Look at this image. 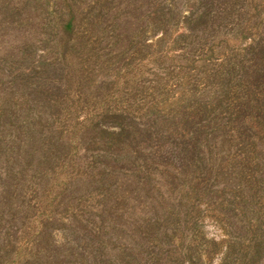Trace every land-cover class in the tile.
Masks as SVG:
<instances>
[{
  "label": "rangeland",
  "instance_id": "374dc122",
  "mask_svg": "<svg viewBox=\"0 0 264 264\" xmlns=\"http://www.w3.org/2000/svg\"><path fill=\"white\" fill-rule=\"evenodd\" d=\"M65 1L0 18V264H264V0Z\"/></svg>",
  "mask_w": 264,
  "mask_h": 264
},
{
  "label": "trees",
  "instance_id": "16d2710c",
  "mask_svg": "<svg viewBox=\"0 0 264 264\" xmlns=\"http://www.w3.org/2000/svg\"><path fill=\"white\" fill-rule=\"evenodd\" d=\"M61 1H63V0H61ZM66 1H67V3H71L70 0L69 1L66 0ZM205 2H207V0H199V4H200L199 6H201V4H202L203 7H205V5H206ZM211 3H212V0L210 1V4ZM37 8H41L42 11L45 12V5L42 4V0H17V1L16 0H0V18L2 19L1 23L2 24L5 23L4 25L1 26V28H3V26L7 27V26H11L13 24L19 25V24H24V23L30 22V20H32L31 16L34 15V13L37 11L36 10ZM199 12H201V13L198 16V20H200L203 17L208 15V11H206L205 9L203 11H199ZM65 14H67V19H66V17H64ZM46 15H49L48 12H46ZM59 16H60L59 21L61 20V22L59 23L57 31H59V33L64 35L66 38L63 41H61V40L59 41V42H61V44L58 45L57 49H58V51L62 50V55L65 56L66 52H71V50H72V45H71L72 39L71 38H72V36L75 32V29H76V24H75L76 23L75 22L76 16H75L74 11L71 10L69 7L66 9L65 12L61 11L59 13ZM42 26H44V25H42ZM42 26L40 29V33L42 31H46V32H49L48 35H52V32H53L52 30L43 29ZM22 61H24V60H22ZM51 71L53 73V76L61 75V73H59V71H58V68L53 67V70H51ZM263 79H264V60H263V66H262V85H264ZM43 84H45V83H43ZM5 100H6V102L8 101L7 98ZM5 107L7 108L6 104H3V103L0 104V111L1 110L4 111ZM262 113H263V109H262ZM30 132L31 131L28 130V134H30ZM118 136H121V135L118 134ZM119 142L122 144V142L120 140H119ZM127 162L129 164H133L131 161H127ZM195 165H196V162H194L192 164H188V162H187L185 166H182V169L185 170L187 167L188 172H192L193 174H195V173L197 174V166H195ZM43 167H44V165H43ZM171 183L174 184L173 186H176L175 180H174V182H171ZM254 255L255 254H253L251 256L250 260L253 259ZM228 258H229V249H228V253H226V256L224 257V260H223L224 264H228L227 263ZM243 259H245V257Z\"/></svg>",
  "mask_w": 264,
  "mask_h": 264
}]
</instances>
